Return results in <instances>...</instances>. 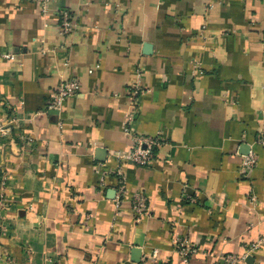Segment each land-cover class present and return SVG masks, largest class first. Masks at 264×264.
I'll use <instances>...</instances> for the list:
<instances>
[{"label":"crops","instance_id":"crops-1","mask_svg":"<svg viewBox=\"0 0 264 264\" xmlns=\"http://www.w3.org/2000/svg\"><path fill=\"white\" fill-rule=\"evenodd\" d=\"M70 79L81 91L47 110ZM125 126L160 138L150 166L122 160ZM262 138L264 0H0V264H186L179 240L187 264H225L264 237Z\"/></svg>","mask_w":264,"mask_h":264},{"label":"built area","instance_id":"built-area-1","mask_svg":"<svg viewBox=\"0 0 264 264\" xmlns=\"http://www.w3.org/2000/svg\"><path fill=\"white\" fill-rule=\"evenodd\" d=\"M31 2H36L40 4L45 10L47 0H28ZM218 1V0H216ZM73 29V20L71 18V14L68 10H62L60 12V33L62 35H67L72 32ZM6 58L13 60L14 55L8 54L5 55ZM140 72V70H139ZM89 73H93V71H89ZM81 91V85L76 79H70L64 82L58 89L57 93L52 97V100L48 103L47 110H58L63 105L65 99L77 95ZM143 93L138 82H136L134 86V90L131 92L132 100H131V108L132 110L127 113L125 116L126 123H130L134 120L136 116L137 109V98L139 94ZM124 132L126 135H129L133 141V148L130 152L121 156L123 161H130L133 164L141 167L150 166L153 163V160L156 156V150L161 145V140L158 136H149L137 133L133 131L129 126H125ZM260 143L264 146V139L260 140ZM120 156V155H119ZM258 164V156L250 151L249 154L242 157V161L240 163V172L242 175L248 176L249 172L252 171ZM100 174V171H96ZM103 175L99 176L100 185H104ZM116 177L118 180L117 191H116V199L115 203L117 206L120 205L123 197L128 194V187L125 177L123 176L122 171H118L116 173ZM0 203H4L3 198L0 199ZM132 204V212L135 216L136 220H140L141 217L145 216L149 212V204L148 198L144 192H136L133 194L131 198ZM264 244V237L260 238L256 242H252L250 244H246L243 250V253L240 256H226L225 264H239L240 262H245L247 257L257 249L261 245ZM175 249L181 255L183 261L187 264L190 258L193 255H196L199 250L187 242L186 240H179L175 244Z\"/></svg>","mask_w":264,"mask_h":264}]
</instances>
